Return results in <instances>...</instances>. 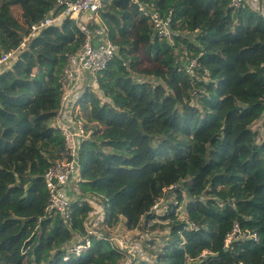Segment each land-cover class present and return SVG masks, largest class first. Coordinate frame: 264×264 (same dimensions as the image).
Instances as JSON below:
<instances>
[{
  "label": "trees",
  "instance_id": "obj_1",
  "mask_svg": "<svg viewBox=\"0 0 264 264\" xmlns=\"http://www.w3.org/2000/svg\"><path fill=\"white\" fill-rule=\"evenodd\" d=\"M138 1L161 15L171 10L174 46L155 36L133 0H102L87 23L105 29L117 51L80 99L98 126L80 144L71 222L45 211L44 173L65 144L55 120L59 76L83 42L78 21L41 29L0 67V264H121L127 253L112 231L121 220L144 230L154 218L164 223L150 228L165 235L156 246L146 241L149 260L130 264H264V15L229 0ZM55 4L0 0V55ZM138 51L150 67H139ZM186 58L196 60L192 75ZM160 197L163 206L169 200L163 215L152 212ZM95 199L104 219L93 228L103 238L64 260V244L82 238ZM234 223L258 241L225 249Z\"/></svg>",
  "mask_w": 264,
  "mask_h": 264
},
{
  "label": "built area",
  "instance_id": "obj_2",
  "mask_svg": "<svg viewBox=\"0 0 264 264\" xmlns=\"http://www.w3.org/2000/svg\"><path fill=\"white\" fill-rule=\"evenodd\" d=\"M133 2L138 5L139 12L152 22L155 36L160 40L166 39L171 46H174L173 35L176 33L171 30V10L167 15H161L154 3L139 2L138 0H133ZM101 4L102 0H56L55 7L51 8L39 22L31 25L27 36L22 39L16 48L0 55V67L4 64L10 66L11 60L16 58L26 46V43L41 29L59 25L67 18L78 21V28L84 35L83 42L77 52L66 56V64L59 76L63 93L55 120L58 129L64 136L65 144L63 150L59 153L58 159L44 173L45 185L48 191L45 211L60 215L66 223L72 221L73 214L72 201L69 198L67 188L78 179L80 144L84 138L93 133L94 127L92 128V125L95 124L86 119L85 113L84 117H82V114L76 111V107L82 108L83 102L80 99L83 96L84 88L88 84L92 88H96V76L107 66L117 51V47L106 39L105 29L95 28L91 30L87 26V23L92 18L87 19V17L95 15ZM244 4H246V0H229L230 7L235 10ZM260 10L264 15V0H261ZM186 56L187 52L185 51L180 56V59L183 60ZM196 65V60H188L186 58V71L189 74H193V68ZM261 66L264 69V63ZM88 75L91 78H88ZM173 186L170 185L164 191L171 189ZM163 202L164 197L158 198L152 206V212L161 215L165 214L167 206L165 205L162 208L161 204ZM77 204L81 206L82 202L80 201ZM93 215L94 213L89 210L85 217L82 238L72 243H66L63 246L65 252L64 260H68L71 256L79 257L81 253L88 250L91 247L92 238L95 237L98 240L103 238L102 233L93 228L96 221ZM97 219L102 222L100 216ZM156 223L161 224L164 222L154 218L147 226H152ZM190 228L197 230V227L193 224L190 225ZM241 238H252L254 241H258L256 233L250 232V230H242L237 223H234L225 236L224 248L228 249L232 241ZM110 239L127 253L126 259L121 264H130L136 258L149 260L139 241L122 240L113 236ZM207 253L204 250L201 256L204 257Z\"/></svg>",
  "mask_w": 264,
  "mask_h": 264
},
{
  "label": "rangeland",
  "instance_id": "obj_3",
  "mask_svg": "<svg viewBox=\"0 0 264 264\" xmlns=\"http://www.w3.org/2000/svg\"><path fill=\"white\" fill-rule=\"evenodd\" d=\"M92 16H88L87 19H90ZM137 55L141 58L144 59V62H142V64L139 66V67H143V63H144V66L145 67H150L152 65L151 62H148L146 63V61H148L147 57H145L143 55V53L141 51H138L137 52ZM36 70L34 69L33 70V73H35ZM76 111L80 112L82 114V117H84V109L81 108V107H76ZM95 126H98L97 124H93L92 125V128L95 127ZM255 128H258L259 127V124H257L256 126H254ZM68 190V195H69V198L71 200H75V195H72L70 193V190H73V185L70 184L67 188ZM75 192V191H73ZM169 202V200L166 201V206H167V203ZM165 203V201L161 204V207L164 208L163 204ZM91 211L94 213L93 215V218H96L95 220V223H94V227H98L100 228V224H101V221L99 222V219H97L98 216H100V218H102L103 220V208H102V205H100L98 199H95L94 201H91ZM179 211H180V214L182 216H184V203L180 205L179 207ZM148 228L144 229V230H127L126 227L124 226V220H121L120 223L117 225L116 229L114 231H112V233L110 234L111 236L113 237H118V238H121L122 240H137L139 241L143 248H144V252L147 254H150L149 252V249L146 250V241H149V240H154V243H153V246H156V240H161L163 238V236L165 235L164 231L162 230V228H154V229H151L150 227L151 226H147ZM97 228V229H98ZM99 231V230H97Z\"/></svg>",
  "mask_w": 264,
  "mask_h": 264
},
{
  "label": "crops",
  "instance_id": "obj_4",
  "mask_svg": "<svg viewBox=\"0 0 264 264\" xmlns=\"http://www.w3.org/2000/svg\"><path fill=\"white\" fill-rule=\"evenodd\" d=\"M246 3H248L252 8L258 10L261 12L260 10V6H261V0H246ZM90 76L88 75V78ZM91 78V77H90ZM76 193V192H75Z\"/></svg>",
  "mask_w": 264,
  "mask_h": 264
},
{
  "label": "clouds",
  "instance_id": "obj_5",
  "mask_svg": "<svg viewBox=\"0 0 264 264\" xmlns=\"http://www.w3.org/2000/svg\"><path fill=\"white\" fill-rule=\"evenodd\" d=\"M83 105V104H82ZM92 123H94V122H92ZM95 124H97L98 125V123H95ZM97 126H95L94 127V129L96 128ZM72 185H73V191H75V189H74V184L72 183ZM72 202L74 201V200H71ZM80 202V201H79ZM78 206V205H77ZM78 207H80V206H78ZM73 210H74V207H73ZM103 219H104V217H103ZM66 223V222H65ZM65 245V244H64ZM207 251V250H206ZM208 252V251H207ZM202 253V252H201ZM206 255V254H205ZM64 256H65V252H64ZM200 256H201V254H200ZM72 257V256H71ZM63 259H64V257H63Z\"/></svg>",
  "mask_w": 264,
  "mask_h": 264
}]
</instances>
